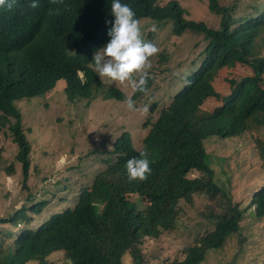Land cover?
Segmentation results:
<instances>
[{
  "label": "trees",
  "instance_id": "1",
  "mask_svg": "<svg viewBox=\"0 0 264 264\" xmlns=\"http://www.w3.org/2000/svg\"><path fill=\"white\" fill-rule=\"evenodd\" d=\"M73 1L80 22L68 32L67 39L57 31L50 39L37 42L30 35L19 34L15 26V36L8 35L0 18V129L8 126L14 136L26 191L32 143L15 103L44 98L60 84L68 101L77 105L90 106L102 93L105 104L118 101L121 95L108 81H101L92 61L94 53L110 40L111 25L106 20L115 19L112 0ZM20 2L21 10L27 13L25 2ZM159 2L121 0L135 11L145 41L155 43L157 29L168 26L176 36L186 32L203 36L207 46L201 65L187 76V85L166 109L144 121V128L150 130L141 151L124 132L110 149L90 152L98 155L103 168L84 173L88 186L80 191L74 208L53 206L54 198L37 199L30 194L27 205L0 219V225L15 228L0 230V264H55L49 257L57 252L72 264H122L125 255L133 264H151L142 251L144 241L175 230L181 202L192 206L197 196L210 201L201 216L213 229L185 248L181 258L164 264H204L211 252L222 251L240 232L245 207L222 185L226 180L215 174L205 143L212 138H241L253 125L264 126V0H233L228 5L222 0H208L209 16L220 18L217 26L187 18L190 9L177 0L164 6ZM239 65L250 73L229 80L231 93L221 96L213 87L218 72ZM155 70L153 67L149 72L147 89ZM209 99L218 102L213 112L203 110ZM254 142L264 175V139ZM142 151L148 153L152 173L145 181H130L126 162ZM87 164L85 161L83 165ZM9 170L13 171L12 166ZM194 173L198 176L193 177ZM257 185L248 206L262 219L264 183Z\"/></svg>",
  "mask_w": 264,
  "mask_h": 264
},
{
  "label": "rangeland",
  "instance_id": "2",
  "mask_svg": "<svg viewBox=\"0 0 264 264\" xmlns=\"http://www.w3.org/2000/svg\"><path fill=\"white\" fill-rule=\"evenodd\" d=\"M170 1L174 0H160L159 3L164 6ZM177 1L183 8L190 9L187 18L205 20L214 26L219 24V17L208 14V0ZM232 2L222 0L227 5ZM155 44L159 52L151 58L152 67L148 70L156 67L155 82L149 95L136 101L138 111L115 106L112 101L105 104L103 95L90 106L74 104L68 101L62 84L44 98L16 103L23 116L27 138L32 143L29 191L23 187L22 166L16 159L18 147L6 126L0 129V219L27 205L30 194L37 199L54 198L53 206L74 208L80 191L88 186L84 173L98 166L99 170L103 168L98 155L91 157L90 152L110 149L124 132L131 135L135 149L141 150L144 131L147 134L150 130V127L143 128L144 120L170 105L173 97L187 84V76L201 65L207 46L203 36L193 32L176 36L169 26L157 29ZM161 54L165 57L163 61ZM248 73L250 70L240 65L222 69L213 81V87L221 96L229 95V80L244 78ZM120 90L129 97L134 94L127 83ZM148 106H156L155 111L148 112ZM217 106L215 99H209L203 110L213 112ZM251 130L241 138H212L205 143L215 174L226 180L222 185L236 201L242 200L245 213L238 235L232 237L222 251L211 252L204 264H264V218L258 219L254 208L248 206L252 189L257 183V186L264 183L254 142L257 138L264 139V126L255 128L253 125ZM85 161H88L87 166L83 165ZM10 166L13 171L9 170ZM196 176L198 174L194 173L193 177ZM209 204L210 201L201 196L196 197L192 206L181 202L182 213L177 228L158 239L144 241L145 260L151 264H164L181 258L185 248L193 246L201 235L213 229L201 216ZM5 229L15 231L11 225H0V230ZM49 260L55 264H72L60 252L51 255ZM122 264H133L129 255L123 257Z\"/></svg>",
  "mask_w": 264,
  "mask_h": 264
},
{
  "label": "clouds",
  "instance_id": "3",
  "mask_svg": "<svg viewBox=\"0 0 264 264\" xmlns=\"http://www.w3.org/2000/svg\"><path fill=\"white\" fill-rule=\"evenodd\" d=\"M20 1L25 2L27 13L21 10L20 7L23 5ZM43 2L45 4H42ZM74 13L77 14V6L73 0H69L67 4L66 0H28V3L25 0H0V18L5 32L15 36V26L19 34L30 35L37 42L50 39L57 31L63 33V38L67 39L68 32L80 22ZM111 14L115 18L114 21L106 20V23L111 25L108 32L110 40L94 53L92 60L94 71L101 81H108L116 90H120L127 83L134 94L129 97L120 90L121 95H118L119 99L116 98L118 101H111L115 106L119 105L123 109L138 111L136 101L147 97L155 82L154 72L153 82L147 89L150 78L148 70L152 67L151 58L158 54L159 48L155 43L143 39L140 20L130 5L121 3V0H112ZM15 48L16 46L13 47V53ZM70 50L68 52H71ZM6 57L9 59V56L6 55ZM79 74L81 77L84 75L82 72ZM139 92L146 93L139 96ZM120 99L125 100L119 102ZM149 110L150 107L148 112ZM145 135L146 131H144V137ZM150 165L148 153L140 152L138 157H133L126 162L128 179L130 181L147 180L152 173Z\"/></svg>",
  "mask_w": 264,
  "mask_h": 264
},
{
  "label": "bare ground",
  "instance_id": "4",
  "mask_svg": "<svg viewBox=\"0 0 264 264\" xmlns=\"http://www.w3.org/2000/svg\"><path fill=\"white\" fill-rule=\"evenodd\" d=\"M8 90V89H7ZM30 90V89H29ZM8 98V97H7ZM4 166V165H3ZM66 216V215H65Z\"/></svg>",
  "mask_w": 264,
  "mask_h": 264
}]
</instances>
